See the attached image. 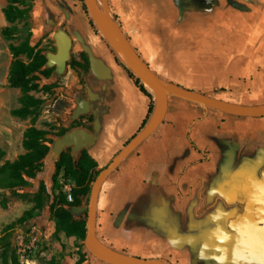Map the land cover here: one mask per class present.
Masks as SVG:
<instances>
[{
  "label": "crops",
  "instance_id": "obj_1",
  "mask_svg": "<svg viewBox=\"0 0 264 264\" xmlns=\"http://www.w3.org/2000/svg\"><path fill=\"white\" fill-rule=\"evenodd\" d=\"M44 1L50 16L64 12L74 47L89 55L83 99L101 125L88 151L102 169L143 128L155 101L119 64L82 2ZM110 1L159 76L220 99L264 103V0ZM263 198L264 117L170 98L162 124L102 185L95 239L170 264H264V254L246 247L249 213ZM85 199L69 207L76 217ZM83 264L110 263L87 256Z\"/></svg>",
  "mask_w": 264,
  "mask_h": 264
},
{
  "label": "rangeland",
  "instance_id": "obj_2",
  "mask_svg": "<svg viewBox=\"0 0 264 264\" xmlns=\"http://www.w3.org/2000/svg\"><path fill=\"white\" fill-rule=\"evenodd\" d=\"M78 1L83 3L81 0ZM44 2V0H15L19 7L32 9L29 18L11 24L7 22L3 12L9 0H0V17L4 15L3 24L0 21V148L5 152L0 165L13 162L27 152L23 140L28 128L34 126L48 131L53 137L61 129L69 126L71 120H76L72 115L77 107V99L79 100L86 92L82 89L77 73L71 66H67L60 75L56 74L49 79L41 76L40 80H36L38 87L30 90L29 94L41 100L37 109L25 117L15 116L12 113L14 109L23 106V90L20 87L10 86L8 81L14 60L10 44H20L26 38L28 33L24 29L25 22H31L28 29L32 33L31 43L35 46V51L43 50L48 55L56 52L52 50L57 49L55 33L61 29L68 31L64 27V12L61 16L57 14L50 16L48 14L50 6ZM109 12L113 15L110 6ZM7 25L18 28L10 40L5 39L1 34V29ZM78 52L79 50L73 45L71 56ZM21 57L26 62L30 61L26 55ZM59 100L70 101L73 104L72 108L59 110L56 106ZM50 164L46 159L44 171L36 179H28L27 187L12 191L5 185L0 186V235L8 225L15 223L25 211L33 207L34 192L38 189L41 180H46L49 185L52 184ZM84 205L87 210L89 207L87 198L84 200ZM53 222L52 214L47 210L23 224H13L16 232L12 250L17 255V264H68L70 257L75 260L79 258L81 251L76 247L84 250L81 241L77 239L74 242L69 241L62 232L56 230L55 225L53 227ZM8 261L11 263V255L8 251L0 249V264H6Z\"/></svg>",
  "mask_w": 264,
  "mask_h": 264
},
{
  "label": "trees",
  "instance_id": "obj_3",
  "mask_svg": "<svg viewBox=\"0 0 264 264\" xmlns=\"http://www.w3.org/2000/svg\"><path fill=\"white\" fill-rule=\"evenodd\" d=\"M81 1H83L84 10L89 16L91 24L96 32L101 34L91 18L84 0ZM107 1L112 10L115 21L125 33L122 22L119 15L114 10L113 4L110 0ZM31 9L32 8L30 7L21 8L15 3V0H9V3L3 8V12L7 22L12 24L17 20L29 18ZM30 23V21L25 22L24 29L28 33L26 38L20 44H10L14 60L12 62L8 81L10 86L20 87L23 90V106L14 109L12 113L15 116L21 117L28 116L41 104L40 99L29 94L30 90L38 87L36 80H40L41 76L49 79L56 74L60 75V73L57 72L56 66H50L48 64L49 58L46 51H35V46L31 43L32 33L28 29ZM17 31L18 28L16 26L7 25L1 29V34L5 39L10 40ZM101 36L110 47L119 64L127 70L137 86L142 92L154 100V96L147 90L142 80L125 65L102 34ZM127 37L136 51L144 59L132 38L129 35H127ZM56 50L57 49L55 48L52 51ZM22 55H26L30 61L26 62L22 59ZM67 66H71V68L77 73L80 83L84 85L90 71V58L88 53L85 51H79L78 54H72ZM82 89L85 90L84 88ZM85 94H83V96H85ZM56 106L59 110H66L72 108L73 104L67 100H59ZM154 106L153 103L150 108V116L153 113ZM94 122L95 116L93 113L81 115L80 118L71 120L69 126L61 129V131L53 137L50 136L48 131L37 129L34 126L28 128L23 140V145L27 149V152L21 154L13 162H7L0 165V186L5 185L6 188L11 189L12 191H15L17 188L29 186L28 179H36L38 175L44 171L46 159H48L56 138L76 128H86L89 131H93ZM147 122L148 120L143 127ZM4 155V150L0 148V162ZM100 171L101 168H99L98 161L89 153L88 148H84L79 153L74 152L72 147L64 148L55 163L52 174V184L49 185V182L46 180H41L38 189L34 192L33 207L25 211V213L13 224H23L48 210L52 214L58 232H64L67 236H74L81 241L84 252L81 253L75 264H83L87 260V256H92L84 243L87 235V210L82 216L76 217L69 210V207L83 204V197H86L87 201H89L92 189L91 183L95 181ZM71 182L73 183V202L68 201L67 193L64 190L65 184ZM13 224L8 225L5 231L0 235V249L8 251L12 259L11 263L8 261L6 264H17V255L15 251L12 250L13 239L16 232V230L13 229Z\"/></svg>",
  "mask_w": 264,
  "mask_h": 264
},
{
  "label": "water",
  "instance_id": "obj_4",
  "mask_svg": "<svg viewBox=\"0 0 264 264\" xmlns=\"http://www.w3.org/2000/svg\"><path fill=\"white\" fill-rule=\"evenodd\" d=\"M84 1L101 34L125 65L142 80L147 90L154 96L155 101L153 113L146 125L124 145L112 161L102 168L97 175L92 185L87 209V235L84 243L92 256L110 264H170L162 259H145L116 251L96 241L97 205L102 185L108 176L162 124L169 108L170 98L183 99L230 115L257 118L264 117V103L241 104L213 97L166 80L159 76L136 51L113 15L110 14L107 0H103V2L101 0ZM55 40L57 50L49 53V65L56 66L57 72L61 74L66 70L68 61L71 58L73 39L68 31L61 29L55 33ZM82 103L85 104L84 107H82ZM90 111L89 101L87 99L79 100L72 118L77 119ZM100 125L101 121L97 117L93 131L86 128H76L58 137L49 153V162L55 165L64 148L72 147L74 152L79 153L84 148L91 146L98 138ZM259 217L250 218L246 247L253 253L264 254V223L261 222Z\"/></svg>",
  "mask_w": 264,
  "mask_h": 264
},
{
  "label": "flooded vegetation",
  "instance_id": "obj_5",
  "mask_svg": "<svg viewBox=\"0 0 264 264\" xmlns=\"http://www.w3.org/2000/svg\"><path fill=\"white\" fill-rule=\"evenodd\" d=\"M83 98H88V95L85 94V96H82L80 100H82ZM251 210L252 211L249 213L248 217L252 218L255 216L257 217L260 216L259 219L261 220L262 223H264V198H263V202L257 201V203H254L253 208ZM249 221L250 220L247 221V230H248ZM247 234H248V231H247Z\"/></svg>",
  "mask_w": 264,
  "mask_h": 264
},
{
  "label": "built area",
  "instance_id": "obj_6",
  "mask_svg": "<svg viewBox=\"0 0 264 264\" xmlns=\"http://www.w3.org/2000/svg\"><path fill=\"white\" fill-rule=\"evenodd\" d=\"M65 192L67 193V199L70 202L74 201V197L72 195V185L70 183L65 184Z\"/></svg>",
  "mask_w": 264,
  "mask_h": 264
},
{
  "label": "bare ground",
  "instance_id": "obj_7",
  "mask_svg": "<svg viewBox=\"0 0 264 264\" xmlns=\"http://www.w3.org/2000/svg\"><path fill=\"white\" fill-rule=\"evenodd\" d=\"M85 104L82 103V107H84Z\"/></svg>",
  "mask_w": 264,
  "mask_h": 264
}]
</instances>
